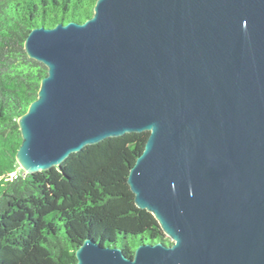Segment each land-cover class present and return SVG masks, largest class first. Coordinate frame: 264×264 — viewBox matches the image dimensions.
<instances>
[{
    "label": "water",
    "instance_id": "1",
    "mask_svg": "<svg viewBox=\"0 0 264 264\" xmlns=\"http://www.w3.org/2000/svg\"><path fill=\"white\" fill-rule=\"evenodd\" d=\"M24 46L48 67L18 119L25 172L149 131L128 183L172 243L86 236L76 264H264V0H96Z\"/></svg>",
    "mask_w": 264,
    "mask_h": 264
},
{
    "label": "trees",
    "instance_id": "2",
    "mask_svg": "<svg viewBox=\"0 0 264 264\" xmlns=\"http://www.w3.org/2000/svg\"><path fill=\"white\" fill-rule=\"evenodd\" d=\"M96 0H0V264H76L86 236L134 254L167 239L128 183L149 131L88 144L60 165L27 173L17 161L19 117L38 96L48 67L27 53L34 26L83 22Z\"/></svg>",
    "mask_w": 264,
    "mask_h": 264
},
{
    "label": "rangeland",
    "instance_id": "3",
    "mask_svg": "<svg viewBox=\"0 0 264 264\" xmlns=\"http://www.w3.org/2000/svg\"><path fill=\"white\" fill-rule=\"evenodd\" d=\"M166 237H167L168 240H170V241L172 240L171 237H169V236H166Z\"/></svg>",
    "mask_w": 264,
    "mask_h": 264
}]
</instances>
